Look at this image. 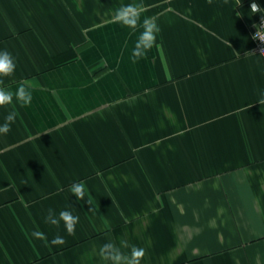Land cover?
Masks as SVG:
<instances>
[{"label":"crops","instance_id":"1","mask_svg":"<svg viewBox=\"0 0 264 264\" xmlns=\"http://www.w3.org/2000/svg\"><path fill=\"white\" fill-rule=\"evenodd\" d=\"M128 4L159 27L136 63L142 28L114 21ZM263 12L264 0H0V52L16 63L0 87L32 93L0 107V124L16 115L0 135V264H108L110 241L144 248L141 264H264ZM50 208L79 216L74 235L45 223Z\"/></svg>","mask_w":264,"mask_h":264},{"label":"clouds","instance_id":"2","mask_svg":"<svg viewBox=\"0 0 264 264\" xmlns=\"http://www.w3.org/2000/svg\"><path fill=\"white\" fill-rule=\"evenodd\" d=\"M209 4L213 0H207ZM142 4H128L118 8L114 14V21L127 27L133 31L137 28H142L131 53L132 63L138 62L140 59L147 57V53L156 46L157 33L159 32L158 25L152 18H144L141 22ZM252 13H260L262 11L258 3L252 2L250 5ZM254 38L264 42V21L257 27ZM16 63L12 55L8 51L0 52V77H9L14 74ZM15 99L21 106H30L32 102V93L21 84L13 93L0 87V107L10 105ZM260 103H264L261 100ZM16 115L14 112H9L4 118V123L0 124V135H7L11 131V125L15 123ZM70 191L76 199L84 200L86 195V186L83 182H77L71 185ZM63 222L65 231L68 235H74L76 225L79 223V216L74 215L70 210H61L57 215L54 209H49L45 217V223L59 227ZM32 237L38 240H47L45 233L42 231H33ZM50 243L52 245H63L66 243L62 236H55ZM128 248L127 252L122 249ZM145 249L135 245L129 248L126 241H121L118 246L114 242H107L99 249L100 257L107 261L108 264H141L145 256Z\"/></svg>","mask_w":264,"mask_h":264},{"label":"built area","instance_id":"3","mask_svg":"<svg viewBox=\"0 0 264 264\" xmlns=\"http://www.w3.org/2000/svg\"><path fill=\"white\" fill-rule=\"evenodd\" d=\"M262 21H264V12L262 13V15L260 16L257 26L253 31V39L255 41V46H256V50L264 57V42L260 41L259 39L254 38V34L257 31V27H259V25H261Z\"/></svg>","mask_w":264,"mask_h":264}]
</instances>
